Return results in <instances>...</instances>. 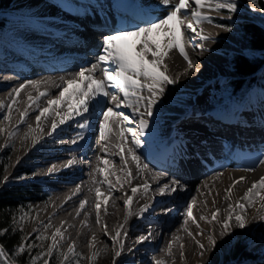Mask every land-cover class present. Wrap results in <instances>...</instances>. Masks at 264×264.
<instances>
[{
  "label": "bare ground",
  "instance_id": "6f19581e",
  "mask_svg": "<svg viewBox=\"0 0 264 264\" xmlns=\"http://www.w3.org/2000/svg\"><path fill=\"white\" fill-rule=\"evenodd\" d=\"M176 2L178 0H172V4ZM122 4L133 7L138 14L136 20L127 18L128 13L122 12L124 9L120 7ZM90 11H96L112 22L119 19L117 28L111 33L114 34L118 30L144 26L152 20L161 18L167 14L168 7L162 5V0H149L144 5H139L134 0H12L5 17L0 19L2 27L0 61L3 60L5 52L19 51L21 45L39 50L54 48L55 44L51 43L54 41H51L50 35L47 34L65 31L67 28L75 30L83 15H87L90 20L93 19ZM139 13L142 15L139 16ZM211 19L212 23L207 22L209 25H226L224 22ZM205 23L203 22L200 27L203 29V34L210 37L209 40L201 41L192 33L195 42L199 44L195 59L192 61V64H198L200 67L196 76H185L184 73L188 74L190 68L177 49L171 50L164 60L167 74L176 80V83L165 86L163 96L154 106V115L148 118L149 128L145 135L140 137L142 144L135 149L141 160L149 166L148 169L139 172L128 155L130 143L122 144L118 136L119 129L114 128L111 119L106 129L108 139L103 141L100 139L99 128L95 126V121L102 108L115 109L114 103L109 102L111 100L109 96H99L89 101L86 118L90 123L86 129L81 130L76 126L82 119L80 116H74L64 124H59L61 116L68 112L66 104H62L60 108L53 106L46 117L41 118L37 127L36 115H39L41 109L48 107V100L58 95L60 89L65 86L58 78L60 76L70 78L71 74L78 72L81 67L90 66L87 57H81L76 65L62 71L55 78L39 82L40 85L37 84L35 88L26 85L18 96L12 89L19 85L14 86L13 80L4 76L0 69V129H3L0 133V142L4 141L7 150L14 154V158L16 157L17 164H14L13 175L23 170L21 161L30 160L32 156L37 155L40 160L27 169L39 174L44 173L42 181L55 184L57 191L55 197L48 201L43 199L45 207L37 209L43 215L40 225L48 223L53 226V230L60 229L63 234L62 241L59 236L57 237L58 248H69L71 245L75 254L84 255L85 258H91L95 253L102 264H153L154 258L162 260L164 264H227L233 259L236 242L247 230H252L251 235L254 238L251 243L252 248L264 246V220L261 219L264 217V201L259 196L243 202L247 205L245 211L247 226L244 229L233 227L232 234L224 239L220 237L221 226L218 222L208 223L199 220L201 215L210 220L211 212L217 208L220 210L218 220H222L227 212V205L235 204L253 182L264 176V165L259 164V160L264 157V150H243L233 145L227 140L228 135L219 133V127L222 126L208 130L187 122L189 117L197 115L202 110L197 104L198 99L203 89L205 92L207 85L214 81L215 76L209 74V66L217 64L219 59L213 55L221 50L214 42L233 43L225 37L226 34L220 32V29L212 28ZM190 35L191 33L184 30L185 50L189 46ZM58 38L63 39V37ZM153 38L161 37L154 33ZM87 49L89 47L84 50ZM100 51L95 54L93 63L97 62L96 56ZM186 52L188 54L187 50ZM56 53L57 51L52 52L50 57L56 58ZM93 71L94 79L98 81L105 79L100 66ZM218 73L221 74V71ZM57 84L60 88L55 86ZM81 87H86V84ZM188 91H193V94ZM41 92H46L48 95L29 106V96L35 99ZM142 94L148 95L146 90ZM259 100L256 106L244 105L242 113L243 116H247L254 110H260L262 117L258 122L260 125L264 123V99ZM9 104L12 105L10 113ZM228 109V107L221 108L224 111ZM234 111L230 115H236L238 109ZM25 112L27 116L21 123V115ZM57 112L60 113L59 116ZM213 113L216 116L220 114L217 111ZM5 115L9 116L8 120L4 119ZM52 121H56L58 127L49 135ZM117 122L121 121L117 119ZM130 126V123H121V127ZM9 134H12L11 138ZM78 134H82L84 139L80 140ZM125 135L130 141L131 135L128 133ZM73 140L76 143H72ZM96 143L101 145L93 148ZM121 146L124 148L123 153H120ZM30 148L31 151L23 153V150ZM88 150H93L95 154L90 162V175L84 184H80L82 177L79 174L78 161L85 159ZM176 152H180V156H177ZM121 155L127 161L126 165L121 160ZM151 157L153 160L148 159ZM178 159H182L186 164L191 173L189 178L183 173L170 169L177 164ZM69 160H72L73 164L66 166ZM105 161H108L107 166ZM105 167L106 171H98ZM50 168L53 169L52 173H48ZM245 169L255 170L245 171ZM129 172L132 174L131 178L127 175ZM105 177L112 185L110 189L108 183H101ZM240 177H244V180L233 187L231 196L226 200L225 190ZM117 178L120 183H117ZM172 180H178L179 187L183 190L174 193L166 190L163 195L160 194L159 188L165 184L169 189L176 187L171 183ZM144 184L149 186L147 193L143 190ZM77 186H79L78 190ZM133 187L137 188L133 203L130 205L133 214L128 216L126 221L128 210L125 209L124 202L133 195ZM97 188L101 193L99 222H97L96 209ZM259 191L264 195V189ZM193 198L195 199L193 216L198 221L199 227L191 221L182 227L186 216V205L192 203ZM81 200L85 201L84 208H88L92 202V210L84 215L83 209L79 208L69 212L67 216L59 217L64 210L75 204L80 205ZM145 205H148V210L141 213L140 209ZM48 210L52 212L46 214ZM235 211L240 210L235 209ZM75 222H78V227H74ZM121 225L124 227L121 228ZM184 227H187L188 232L184 231ZM117 231L121 232L118 239L123 242L124 250L114 261L115 251L119 247L113 240ZM149 232L152 233L151 238L139 243V237ZM208 235H212L218 241L217 246L214 250L204 251L201 255L202 249L198 245L203 244L207 248ZM134 246L135 251H133Z\"/></svg>",
  "mask_w": 264,
  "mask_h": 264
},
{
  "label": "snow or ice",
  "instance_id": "6c2138e0",
  "mask_svg": "<svg viewBox=\"0 0 264 264\" xmlns=\"http://www.w3.org/2000/svg\"><path fill=\"white\" fill-rule=\"evenodd\" d=\"M253 3L256 0H252ZM162 5L168 7L167 14L156 20L148 22L144 26H137L133 29H124L118 30L114 34H108L103 37V47L99 54L96 56V63H92L90 66L81 67L78 72L71 74L70 78H65L60 76L58 79L64 83V87L60 89L59 94L54 98L48 100V107H45L40 110L39 115H36L35 119L37 121V127H39V122L42 117L50 112V110L55 106L60 108L62 104H66L68 112L61 116L59 124H64L66 120L72 119L74 116H80L82 119L77 123V127L81 130L86 129L89 126V120L86 118V114L89 112L88 103L90 100H93L99 96H110L111 102H115V108H120L123 105L125 108L132 110V117L136 119H131L130 117L124 115L122 112L115 111L114 108L108 107L102 111L103 120L99 123V135L100 139H108V134L106 129L108 128L109 120L111 119L115 129H119L118 136L122 144H129L131 147L128 148V155L131 157V160L136 164L137 171H142L148 169V164L144 163L141 160V157L137 155L135 149L139 148L142 144V140L139 137H143L146 133V130L149 128V119L154 115V106L163 96L165 91V86L172 85L176 83V80H173L166 70L164 65V60L167 57L168 53L177 49L179 54L183 59L188 63L189 68L192 67V60L185 50L183 43L184 39V30H190L195 36L199 37L201 41H207L210 39L209 36L203 34V29L200 25L203 22L212 23L211 17L205 14L207 11H216L220 12L221 10H226L229 13V19L232 18V14L236 13L238 10V5L236 0H178L175 4H172V0H162ZM171 5V6H170ZM191 16V20L188 19V16ZM183 26V28H181ZM216 27L222 28L224 31L231 32L233 31L232 26L217 24ZM156 33L160 39L153 38V34ZM114 65V67H112ZM98 66L101 67L103 74L105 76L104 80L94 79V69ZM79 78V80H77ZM38 81L29 80L25 83L19 85V87L13 88L12 91L18 96L20 92L26 87V85H31L36 87ZM86 84V87H81V85ZM57 88H60V85H55ZM111 90V91H110ZM146 90L148 95H143V91ZM122 94V99H118V96ZM11 95V93L9 94ZM48 93L41 92L35 99L29 96L30 105L36 103L41 99V97H46ZM15 102V97H13ZM141 108L143 110L141 111ZM9 113L12 111V105H8ZM59 116L60 113L57 112ZM27 116V112L21 115L20 121L24 122ZM115 118V119H114ZM5 120L9 119V116H4ZM117 119L121 122L118 123ZM135 123L138 127L136 130H133L128 127H121V123ZM58 124L56 121H52V128L49 132L51 135L55 132ZM31 131V129H30ZM3 132V129H0V133ZM128 133L131 135V140L129 141L128 137L125 135ZM12 134H9L11 138ZM30 135V133H29ZM79 139L83 140L84 136L78 134ZM27 138V136L25 137ZM72 143H76L75 140ZM6 146V145H5ZM124 152V148L120 147V153ZM121 160L127 164V161L124 160V156L121 155ZM107 166L108 161L104 162ZM73 164L72 160L67 162L66 166H71ZM259 164L264 165V157L259 160ZM105 169H98L100 172L106 171ZM255 169H245V171H254ZM53 169L50 168L48 173H52ZM115 175V173H113ZM128 177L131 178V173L129 172ZM158 175V174H157ZM217 175H222V173H217ZM244 177H240L238 180H234L233 184L230 185L226 190L225 199H229L231 196L233 187L242 182ZM3 183H7V178L4 179ZM101 183H108L109 189L112 187L111 183L108 182V178L105 177ZM117 183H120L119 178H117ZM176 187L168 188V185L165 184L159 188L160 194H164L165 191L177 192L183 190L179 187L180 182L178 180H172L171 182ZM122 186V185H121ZM79 186H77V190ZM260 189H264V176H261L259 180L252 183L244 195L235 202V204L229 203L227 205V212L222 220H218L220 210L217 208L211 212V219H207L204 215L199 217V220L206 221L208 223L218 222L221 226L220 237L224 239L225 237L230 236L231 229L233 227L244 229L247 226V218L245 211L247 205L243 203L244 201L251 200L254 196H259L262 201H264V195H261ZM143 190L145 193L149 191V186L147 184L143 185ZM137 193V188H132V196H129L124 202L125 209L128 210L125 220L127 221L128 216H131L133 213L130 210V205L133 203V196ZM97 196V222H99V209H100V197L101 193L99 188L96 189ZM106 202V199H105ZM195 199L193 198L192 203L186 205V216L183 221V225H187L189 221L193 224H196L199 227L198 221L193 216V207ZM85 207V201H80V208ZM235 209H239V212H236ZM148 210V205H145L140 209V212L143 213ZM21 220L24 217H20ZM264 220V217H261ZM234 222V223H233ZM50 225L45 224L44 228L48 229ZM121 228L124 225L120 226ZM7 229L0 231V234L6 232ZM184 231L188 232L187 227H184ZM203 234V233H197ZM121 232L117 231L116 236L113 237L115 243L119 247L115 251L113 260L115 261L116 257H120L123 250L124 244L118 239ZM127 233L125 232V236ZM152 233L149 232L147 235H141L138 239L139 243L151 238ZM189 235L192 234L189 232ZM59 236L60 240H63V234L60 229H56L52 233L50 238L51 243L47 248V254L49 256L53 253L54 250L58 248L57 237ZM26 238L22 237L21 244L17 247L16 253L22 254L26 249L31 250L35 245L28 243L25 244L23 241ZM36 240H47L49 238L42 237L40 235L35 236ZM208 247L205 248L203 244L198 245L201 249V255L204 251L214 250L217 246L218 241L212 236H207ZM171 247V242L169 243V248ZM183 247V246H181ZM131 251V249H129ZM68 252L72 255L75 254L74 247L69 246ZM44 254L41 253V257ZM93 255H96L95 253ZM5 252L4 248L0 246V257H4ZM37 257H32V264H35ZM65 261H67L68 256H64ZM43 264H49L48 260H44ZM153 264H164L162 260L153 259Z\"/></svg>",
  "mask_w": 264,
  "mask_h": 264
},
{
  "label": "rangeland",
  "instance_id": "374dc122",
  "mask_svg": "<svg viewBox=\"0 0 264 264\" xmlns=\"http://www.w3.org/2000/svg\"><path fill=\"white\" fill-rule=\"evenodd\" d=\"M236 3L238 5V10L236 13L232 14L231 19H229V13H227V11L223 13H216L215 11L205 10V14L217 15L221 21L226 23V25L232 26L233 31L227 32V31H224L220 27L214 26L213 24L209 25L207 22L205 23L207 26L220 29V32H222V34H226L225 37H227L233 43L226 44V43L214 42V44L217 45V47H219L221 50H219V52L214 53L213 55L215 56V58L219 59L217 64L209 66V70H210L209 74L211 76H215V78L212 84L207 85L205 92L203 89V93L198 99L197 104L201 108L202 107L203 108L212 107L213 105L212 102H214L215 105H218L219 110L223 107H228L230 111H233V105L236 103L237 99L229 95V93L225 90V87H222V89H218V87L222 86L227 81V79L231 77L232 75L228 67L229 57L223 52L225 51V53H236V52L237 53L238 52L247 53L248 51L247 43L241 38L240 30L236 26V22L242 19L252 18L264 24V14L258 10L256 3H253L252 0H236ZM8 8L6 9V11L8 10ZM6 11L4 12L0 11V18H2L3 16L5 17ZM222 11H225V10H222ZM184 43H185V40H184ZM186 50L188 51V47H186ZM192 60H194L193 57H192ZM199 68L200 67L198 66V64L196 65L192 64V67L190 68L188 74L187 73H184V74L187 77L196 76L198 74ZM218 71H221V74H219ZM188 92L190 94H193V91H188ZM258 92H259L258 89H254V88L251 89L249 93L247 94V97L245 98L243 103L240 105L239 109L241 110L243 106L247 103L251 104L252 94L258 93ZM188 96L190 97L191 95H188ZM210 101L212 102L210 103ZM29 151H31V148L23 150V153H28ZM13 155L14 154L13 153L11 154L5 147V142L1 141L0 142V165H2V168H1L2 176L0 178V188H4V187L14 185V184L25 185V184L35 183L36 186H38L40 189L39 193L31 195L29 201L26 202V212L24 213V219L22 222V228L25 229V231L27 232L29 236V243L35 245L36 249H39L40 253L44 254L42 257L41 255L37 257L35 264H43L44 260H48L49 264H51L50 262L53 263L56 260H58V264H102L96 255H93L91 258H85L84 255L82 256V255H77V254L70 255L68 252V248H57L56 250L53 251V253L50 256L49 254H47V248L49 244L51 243L50 238L52 236V233L55 230H53V226L51 225L48 229L44 228L45 224L40 225V220L42 219L41 217L43 215L38 212L37 208L39 207L44 208L45 202L43 201V199H46V201H48L51 198L49 195L44 196L45 193L47 194L48 190L43 185H41L39 178H38V175L40 174L38 172L31 171V169H27V167H30L33 163L39 161L40 159L39 160L31 159L30 161L26 160V162L21 161L20 165L22 166L23 170L20 171L18 174L13 175L10 178H7L9 175L15 174L14 166L17 164V162L15 160L16 157L14 158ZM5 178H7V183H3ZM90 203L91 205H88L89 208H83L84 215L87 214L88 211L92 210L91 207L93 208V204L92 202ZM74 208L76 207H71V208L64 210L59 215V217L67 216L69 212L75 211L73 210ZM47 213L50 214V212H46V214ZM77 223L76 222L74 223V227L79 226V224ZM251 232L252 230H247L241 236V238L236 242L234 248L238 244H243L245 246V249L250 253V255L256 257L254 260H251L250 262H248V264H257L260 262L262 263L264 262V258H263L264 246L258 247L257 249L252 248L251 243L254 241V238L251 235ZM36 235L47 237L49 239L36 240L35 239ZM234 248H233V253L235 250ZM4 252L7 256V259L12 264H19L12 258V255L9 252H7L6 250H4ZM65 255L68 256L67 261H65L64 259ZM227 264H237L236 256L233 255V259H231Z\"/></svg>",
  "mask_w": 264,
  "mask_h": 264
},
{
  "label": "trees",
  "instance_id": "16d2710c",
  "mask_svg": "<svg viewBox=\"0 0 264 264\" xmlns=\"http://www.w3.org/2000/svg\"><path fill=\"white\" fill-rule=\"evenodd\" d=\"M11 0H0V8L5 9ZM258 10L264 14V0H256ZM257 15V14H256ZM241 38L247 43L248 51L226 53L229 56L228 67L231 77L221 86L239 100H242L245 93L258 82L262 84L264 80V24L249 18L237 22ZM260 79H259V75ZM2 165H0V178L2 176ZM39 193L35 184H14L0 188V231L7 229L0 234V246L12 255V258L19 264H32V257L41 255L40 250L34 246L31 250L26 249L24 253L17 254L16 249L22 242L29 243V236L22 228L26 212V202L30 196ZM234 256L238 259L237 264H247L252 255L245 249L243 244H238L234 248ZM58 264V260L50 262Z\"/></svg>",
  "mask_w": 264,
  "mask_h": 264
},
{
  "label": "water",
  "instance_id": "95a60500",
  "mask_svg": "<svg viewBox=\"0 0 264 264\" xmlns=\"http://www.w3.org/2000/svg\"><path fill=\"white\" fill-rule=\"evenodd\" d=\"M0 264H12L9 262V260L4 256L0 257Z\"/></svg>",
  "mask_w": 264,
  "mask_h": 264
}]
</instances>
